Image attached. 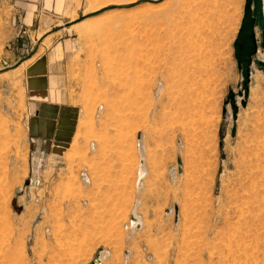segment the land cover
I'll use <instances>...</instances> for the list:
<instances>
[{"label": "rangeland", "instance_id": "rangeland-1", "mask_svg": "<svg viewBox=\"0 0 264 264\" xmlns=\"http://www.w3.org/2000/svg\"><path fill=\"white\" fill-rule=\"evenodd\" d=\"M245 4L66 0L31 33L0 20V264L103 250L105 264H264V70L246 98L234 50ZM42 57L64 66L71 104L48 130L27 86Z\"/></svg>", "mask_w": 264, "mask_h": 264}, {"label": "crops", "instance_id": "crops-1", "mask_svg": "<svg viewBox=\"0 0 264 264\" xmlns=\"http://www.w3.org/2000/svg\"><path fill=\"white\" fill-rule=\"evenodd\" d=\"M65 1L0 0V20L5 21L7 29H10L13 33L21 29L31 33L32 28L41 25L40 22L43 21L41 17H44L54 6L59 11ZM28 68L27 86L30 105L33 109H39L37 122L41 126L46 124V130H48L52 125L55 126L57 123L62 122L64 109L71 106L68 96V84L63 79L64 66L57 59L42 57ZM38 132V128L35 126L34 133L37 137H40ZM40 132L42 131L40 130ZM36 144L34 142V146ZM130 217L134 220V224H139L140 216L134 217L131 214Z\"/></svg>", "mask_w": 264, "mask_h": 264}, {"label": "water", "instance_id": "water-1", "mask_svg": "<svg viewBox=\"0 0 264 264\" xmlns=\"http://www.w3.org/2000/svg\"><path fill=\"white\" fill-rule=\"evenodd\" d=\"M151 2L156 3L159 1ZM141 3L144 2L141 1L136 5H140ZM133 6L134 5L126 6V8ZM99 12L101 13L103 11ZM97 13L87 17L81 16L77 22H80L85 18L92 17ZM257 30H260L262 33L263 39L261 47L264 49V0H246L242 25L234 44L235 58L237 60L239 69L242 70L243 88L245 90L246 98L248 97L249 92L252 66L256 65L259 69L264 70V61L255 59V56L259 51ZM228 98L235 113H237L238 107L236 106L234 93L231 92ZM242 105L245 106V102H243ZM234 117H236V114ZM235 131L236 130L234 129L233 135H235Z\"/></svg>", "mask_w": 264, "mask_h": 264}, {"label": "built area", "instance_id": "built-area-1", "mask_svg": "<svg viewBox=\"0 0 264 264\" xmlns=\"http://www.w3.org/2000/svg\"><path fill=\"white\" fill-rule=\"evenodd\" d=\"M132 223L130 222V224L125 226L126 230H128L129 232H133L134 229H137L139 227V225L137 226V224ZM109 255L110 254L108 253V251L103 250L102 252L96 254L91 264H105V262L107 261L106 259L107 257H109Z\"/></svg>", "mask_w": 264, "mask_h": 264}, {"label": "bare ground", "instance_id": "bare-ground-1", "mask_svg": "<svg viewBox=\"0 0 264 264\" xmlns=\"http://www.w3.org/2000/svg\"><path fill=\"white\" fill-rule=\"evenodd\" d=\"M88 1V0H87ZM122 2V1H121ZM128 6H130V5H128ZM106 7V6H105ZM101 8H103V7H101ZM100 8V9H101ZM99 11V10H98ZM95 12V11H94ZM81 26H82V23L81 24H76V25H74V29H77V30H81ZM84 27V26H83ZM84 29V28H83ZM77 32V31H76ZM79 32V31H78ZM87 33V32H86Z\"/></svg>", "mask_w": 264, "mask_h": 264}]
</instances>
